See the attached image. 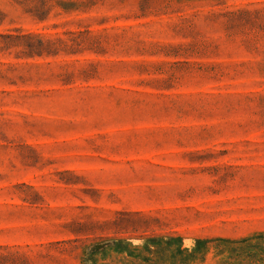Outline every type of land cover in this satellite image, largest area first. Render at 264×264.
<instances>
[{
  "label": "rangeland",
  "instance_id": "obj_1",
  "mask_svg": "<svg viewBox=\"0 0 264 264\" xmlns=\"http://www.w3.org/2000/svg\"><path fill=\"white\" fill-rule=\"evenodd\" d=\"M0 264H264V0H0Z\"/></svg>",
  "mask_w": 264,
  "mask_h": 264
},
{
  "label": "trees",
  "instance_id": "obj_2",
  "mask_svg": "<svg viewBox=\"0 0 264 264\" xmlns=\"http://www.w3.org/2000/svg\"><path fill=\"white\" fill-rule=\"evenodd\" d=\"M15 51V58L40 56L46 50L43 43L29 34H4L0 35V52L10 54Z\"/></svg>",
  "mask_w": 264,
  "mask_h": 264
}]
</instances>
